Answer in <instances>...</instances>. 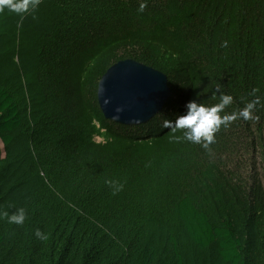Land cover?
Listing matches in <instances>:
<instances>
[{
    "label": "trees",
    "instance_id": "trees-1",
    "mask_svg": "<svg viewBox=\"0 0 264 264\" xmlns=\"http://www.w3.org/2000/svg\"><path fill=\"white\" fill-rule=\"evenodd\" d=\"M129 38L141 53L116 61L168 69L136 39L162 38L193 63L197 103H218L220 85L227 113L259 96L256 118L206 149L164 141L167 111L133 131L149 143L140 152L90 147L74 66ZM263 175L264 0H41L0 13V212L27 213L22 226L0 218V264H264Z\"/></svg>",
    "mask_w": 264,
    "mask_h": 264
},
{
    "label": "rangeland",
    "instance_id": "rangeland-1",
    "mask_svg": "<svg viewBox=\"0 0 264 264\" xmlns=\"http://www.w3.org/2000/svg\"><path fill=\"white\" fill-rule=\"evenodd\" d=\"M146 34L147 36H156L153 31ZM136 39L142 41L147 40L154 43L155 48L153 52L158 60H161L166 66L170 64L168 69H165V67H158L157 65H149L163 72L167 76L169 97L163 108L146 123L149 121L155 123L158 121V118H162L167 111H171L169 112L170 115L169 113L168 115L172 120H175L177 115L186 113V105L188 101L195 100L197 102L195 72L192 69L193 63H189L188 57L184 54L178 55L177 53L167 51V49L160 44V41L163 40L162 38ZM133 40L134 38H129L127 43L109 49L112 51L104 53V55L98 60V63L95 66L92 64L90 69H88V66L84 67L82 63H79L74 66L73 70V103L78 109L80 122L87 128L86 142L92 148H97L103 151H112L125 156L144 150L149 146V143L146 142L147 140L141 141L140 139L133 137V131L139 127L138 124H123L105 117L98 100V86L106 70L120 61H116L118 55H123L128 51L131 53H141V48L132 45ZM156 44L159 45L156 46ZM124 59H134L140 62L133 56L124 57L121 60ZM108 63H110V66L101 72L100 70L104 66H107ZM166 117L167 116L163 117V119ZM178 134V132L173 133L171 131L167 133V137L164 138V141H169L173 135Z\"/></svg>",
    "mask_w": 264,
    "mask_h": 264
},
{
    "label": "water",
    "instance_id": "water-1",
    "mask_svg": "<svg viewBox=\"0 0 264 264\" xmlns=\"http://www.w3.org/2000/svg\"><path fill=\"white\" fill-rule=\"evenodd\" d=\"M168 97L167 76L134 59L110 66L98 86V100L105 117L123 124L150 120Z\"/></svg>",
    "mask_w": 264,
    "mask_h": 264
},
{
    "label": "clouds",
    "instance_id": "clouds-1",
    "mask_svg": "<svg viewBox=\"0 0 264 264\" xmlns=\"http://www.w3.org/2000/svg\"><path fill=\"white\" fill-rule=\"evenodd\" d=\"M41 0H0V13L5 10L23 16L35 10ZM145 7L141 4L140 10ZM258 91L254 90L253 94ZM219 93V102L211 105L197 103L195 100L187 102V111L184 114L177 115L175 120L165 119L163 127L171 129L173 133L172 139L175 141H188L194 144H200L204 148H209L216 140V133L221 127H229L231 123L237 119L243 120L255 119L254 111L261 104V98L256 96L255 99L247 102L238 113H227L225 109L230 106L234 97L225 93L220 85H217L213 96ZM223 113V114H222ZM7 218L10 224L23 225L27 219V213L24 208H18L12 214L7 211L0 212V218ZM37 239L47 241L49 234L37 229L35 233Z\"/></svg>",
    "mask_w": 264,
    "mask_h": 264
}]
</instances>
